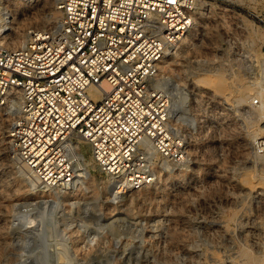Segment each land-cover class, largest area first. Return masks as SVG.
<instances>
[{"label": "rangeland", "instance_id": "1", "mask_svg": "<svg viewBox=\"0 0 264 264\" xmlns=\"http://www.w3.org/2000/svg\"><path fill=\"white\" fill-rule=\"evenodd\" d=\"M32 2L26 0L21 10L26 12ZM51 3L55 6L54 0ZM197 5L195 32L184 38L178 52L166 58L163 73L172 80L179 97L188 95L190 107L189 81L204 72L228 82L222 79L223 84L214 87L217 93L226 92L229 104L239 85L254 96L256 90L245 85L263 69L264 0H203ZM49 20L52 17L44 15L41 21H31L24 32L53 22ZM227 31L238 37L236 43L225 42ZM200 95L203 99L206 93ZM248 102L241 106L251 108ZM216 104L221 115L213 123L200 128L196 120L188 122L196 127L181 125L190 151L184 163L163 164L155 155L149 162L150 183L116 193L110 188L111 178L99 170L89 145L80 138L74 140L72 159L74 173L80 175L59 188L41 186L25 166L10 158L8 128L2 122L0 233L4 239L0 241V264H250L253 255V262L262 264L264 194L239 185L241 179L246 178L248 185L258 178L249 143L252 135L246 132L241 109L222 110V105ZM9 111L2 115L3 121L13 116ZM183 114L185 117L184 108ZM262 181L259 184L264 188ZM16 214L23 217L15 219Z\"/></svg>", "mask_w": 264, "mask_h": 264}, {"label": "built area", "instance_id": "2", "mask_svg": "<svg viewBox=\"0 0 264 264\" xmlns=\"http://www.w3.org/2000/svg\"><path fill=\"white\" fill-rule=\"evenodd\" d=\"M18 1L0 0V103L20 102L7 131L14 162L41 186L71 184L72 142L80 138L111 190L124 192L153 180L145 141L169 165L189 158L181 125L196 126L174 98L179 91L157 75L166 76L161 61L192 28L197 0H55L56 21L29 27L23 43L6 45ZM225 35L228 45L236 43L231 31ZM191 97L199 128L221 115L206 96ZM249 103L263 111L251 152L264 154V89Z\"/></svg>", "mask_w": 264, "mask_h": 264}, {"label": "bare ground", "instance_id": "3", "mask_svg": "<svg viewBox=\"0 0 264 264\" xmlns=\"http://www.w3.org/2000/svg\"><path fill=\"white\" fill-rule=\"evenodd\" d=\"M200 1H203V0H197V4H199L200 3ZM54 2H55V0H54ZM25 3H26V0H22V1H18V2H16L15 4H14V10L8 15L9 17H10V19H9V23L11 24V28H12V30H11V32L9 33V36H8V38H7V40H6V45H19V44H21V43H23L24 41H25V39H26V31L24 32V30H25V28H26V25L29 23V22H31V21H41L43 18H44V15L45 16H50V17H52V21L54 22V21H56L58 18V14L60 13V11L57 9V7L56 6H52V3H51V0H33V2H32V5L30 6V8L26 11V12H23L22 10H21V7H23L24 5H25ZM29 3V2H28ZM30 5V4H29ZM26 6V5H25ZM198 8V5L196 6V9ZM25 11V10H24ZM50 21V20H49ZM52 21H50V22H52ZM52 22V23H53ZM198 22V20L195 18V12H194V16H193V26H192V28L190 29V31H189V33L187 34V35H190V33L193 31V32H195V25H196V23ZM201 29H203V28H201ZM203 32V31H202ZM186 35V36H187ZM185 36V37H186ZM204 36V35H203ZM262 36V35H261ZM204 38V37H203ZM183 40H184V38H183ZM182 40V41H183ZM199 41H201L202 43H203V40H202V38L201 37H199ZM208 41V40H207ZM206 41V42H207ZM167 57H170V56H167ZM167 57H165L162 61H161V63H160V65H159V73H162L163 72V69H165L166 68V65H165V60H166V58ZM261 65H263V69H262V72H261V74H260V76L258 77H254V78H252L250 81H247L246 83V85L245 86H247V88H253V89H255L256 90V94L255 95H259L260 93H261V91L264 89V60L262 61V63H261ZM215 68V67H214ZM209 70V69H208ZM213 70V69H212ZM209 72V71H208ZM216 72V71H215ZM214 72V73H215ZM213 73V72H212ZM218 73L216 72V74L215 75H217ZM238 75V74H237ZM236 75V76H237ZM222 76V75H221ZM224 76V75H223ZM222 76V77H223ZM221 77V78H222ZM244 78V77H243ZM157 79L158 80H160V81H163L164 82V84L165 85H167L168 87H170V84L169 83H171V81L169 80V78L167 77V76H165V77H163V78H161L160 77V74H158L157 75ZM223 79V78H222ZM222 79L220 80V79H216V78H213L212 76H210L209 77V75L207 74V73H199V74H197L195 77H192V79L189 81V83L191 84V90L189 91L190 92V95H192V92H193V95H194V98H197L198 99V101H199V99L201 98V95H200V92H204V93H206V99H210V101H214L213 103H220L222 106H220L221 107V109L222 110H233V111H240V109H241V112H240V114L242 115V117L243 118H245V120H246V132H248V133H250L252 136H251V138H250V140H249V143H250V146H251V140L253 139V137L254 136H256V134H258L259 132H261L262 130H263V122H262V118H263V111L260 109V107H256V106H252L249 102H248V100L249 99H246V97H253V96H249L250 94L247 92V91H245L244 90V88L242 87V85H239V86H241V87H237V93L233 96V98H232V100H233V103L232 104H229L226 100V96H225V93H223L222 92V94H224V95H222L220 92L219 93H217V88L216 87H214V84L216 85H221V84H223L222 83ZM224 80V79H223ZM232 80V79H231ZM239 80H241V79H239ZM225 81V80H224ZM243 81V80H242ZM226 82V81H225ZM229 82H230V80H229ZM233 82V81H232ZM239 82H241V81H239ZM226 83H228V82H226ZM240 84V83H239ZM171 89H172V92L174 93V91H175V86H174V84H172L171 83ZM243 85V86H244ZM223 87V86H222ZM226 87V86H225ZM230 87V86H229ZM226 88H228V87H226ZM226 88H222V89H226ZM234 88H236V87H234ZM226 90H228V89H226ZM248 90V89H247ZM254 90V91H255ZM221 91V90H220ZM254 94V93H253ZM231 95V94H230ZM228 97V96H227ZM174 98L175 99H177L176 101L184 108V111H185V113H186V115H185V119L190 123V122H192V121H194V117H193V115L191 114V112H190V101H189V97H188V95L186 94V93H184V94H182L180 97L178 96V97H175V95H174ZM202 99V98H201ZM230 99V98H229ZM219 100H220V102H219ZM197 101V103L198 104H200V102H198ZM248 102V105L249 106H251V108H249L248 106H241L242 105V103L243 102ZM3 105V106H0V124H2V122L4 123V127L5 128H8L9 127V124H10V122H11V120L13 119V117L14 116H16L18 113H19V111H20V102H19V100L17 99L16 101H12V102H10V104H7V103H5V100L2 102V103H0V105ZM225 106H224V105ZM246 104V103H245ZM245 104H243V105H245ZM2 107H4V108H7V109H5V111L3 112V110H1L2 109ZM9 111V110H11L12 112H14L13 113V116H11L9 119H6L5 121H3L2 119V115H4L5 114V112H7V111ZM10 112V111H9ZM238 117H239V114H238ZM238 119V118H237ZM10 120V121H9ZM186 121V122H187ZM242 121V120H241ZM240 121V122H241ZM242 122H245V121H242ZM243 124V123H242ZM245 125V124H244ZM249 134V135H250ZM7 137V136H6ZM248 138V137H247ZM245 139V138H244ZM242 141H244V140H242ZM245 144V143H244ZM72 145H73V149L75 148V144H74V141L72 142ZM245 146V145H244ZM143 148L146 150V152L148 153V160H149V162L151 161V158L152 157H154L155 155H157L156 154V151H155V149H154V147L152 146V144L150 143V142H148V141H145L144 143H143ZM245 150V149H244ZM253 156L255 157H253L254 158V162H255V165L257 166V168H258V170H259V174H258V178H257V181L256 182H254L253 183V181H252V183L251 184H248V185H246L244 182L247 180L246 178V180L245 179H241V177H240V179H241V181H240V183H239V185H240V187L244 190V189H248L249 191H253L254 193H257V194H260V195H262V194H264L263 192H264V188L262 187V185L261 184H259V181L260 180H263L262 182H264V154H258V153H253ZM246 157V156H245ZM8 161V160H7ZM10 161V160H9ZM162 162H163V164H165V161L164 160H162ZM150 164V163H149ZM163 166H165V165H163ZM2 168V167H1ZM2 171V170H1ZM0 171V172H1ZM254 173V172H253ZM247 174H249V173H247ZM2 175V174H1ZM76 175H80V173H74V177L76 176ZM3 176V175H2ZM249 176V175H248ZM250 181V180H249ZM248 182V181H247ZM111 183V182H110ZM244 183V184H243ZM181 188V187H180ZM183 189V188H182ZM181 189V190H182ZM185 190V189H184ZM241 190V189H240ZM242 190V191H243ZM118 190H115V193L117 192ZM254 195V194H253ZM264 196V195H263ZM96 197V196H95ZM21 198V197H20ZM185 198V197H184ZM261 198H263V197H261ZM170 199V198H169ZM175 201V200H174ZM263 203V202H262ZM169 204V203H168ZM242 204V203H241ZM171 205V204H170ZM241 206V205H240ZM243 206V205H242ZM244 206H245V204H244ZM243 206V207H244ZM264 206V205H263ZM262 206V207H263ZM239 208V207H238ZM263 209V208H262ZM232 210V209H231ZM245 210V209H244ZM99 211V210H98ZM172 211V210H171ZM176 211V210H175ZM241 211V210H240ZM233 212H235V210H233ZM93 213H95V214H97V211L96 210H94L93 211ZM172 213V212H171ZM236 213V212H235ZM170 214V213H169ZM173 214V213H172ZM175 214V213H174ZM217 215H219V214H217ZM98 216V215H97ZM170 216V215H169ZM177 216V215H176ZM229 216V215H228ZM233 215L231 214V216L230 217H232ZM23 217V214H16V216H15V219H21ZM174 217H175V215H174ZM227 217V216H226ZM241 217V216H240ZM252 217V216H251ZM169 218V217H168ZM217 218V217H216ZM219 218V217H218ZM217 218V219H218ZM228 219H230L229 217H227ZM233 218V217H232ZM170 219V218H169ZM172 219V218H171ZM181 219V218H180ZM187 219V218H186ZM212 219V218H211ZM227 219V220H228ZM246 218H244V220H245ZM250 219V218H249ZM261 219H264V218H261ZM210 220V219H209ZM232 220V219H231ZM170 221V220H169ZM212 221V220H211ZM233 221V220H232ZM246 221V220H245ZM213 222V221H212ZM226 222V221H225ZM225 222H223V223H225ZM238 222V221H237ZM173 223V222H172ZM187 223V222H186ZM220 223V222H219ZM232 223V222H231ZM230 223V224H231ZM245 223V222H244ZM252 223V222H251ZM181 224V223H180ZM204 224V223H203ZM233 224H234V222H233ZM248 224V223H247ZM255 224V223H254ZM264 224V223H263ZM187 225V224H186ZM235 225H237V224H235ZM242 225H244V224H242ZM253 225V224H252ZM260 225V224H259ZM183 226H185V225H183ZM191 226V225H190ZM205 226V225H204ZM218 226H219V224H218ZM221 226H224V225H221ZM245 226V225H244ZM254 226V225H253ZM253 226H250L252 229L255 227H253ZM178 227V226H177ZM181 227H182V225H181ZM241 227H243V226H241ZM172 228V227H171ZM209 228H210V226H209ZM218 228V227H217ZM220 228V227H219ZM245 228V227H244ZM243 228V229H244ZM247 228V227H246ZM258 228V227H257ZM262 228V227H261ZM210 229H212V228H210ZM259 229H260V227H259ZM186 230V229H185ZM214 230V229H213ZM222 230V229H221ZM235 230V229H234ZM241 230V229H240ZM248 230H249V228H248ZM227 231V230H226ZM250 231H252V230H250ZM260 231H262V230H259V232L258 233H260ZM166 232V231H165ZM218 232H219V230H218ZM233 232H235V231H233ZM247 232V231H246ZM245 233V232H244ZM251 233V232H250ZM256 233V232H255ZM258 233H256V234H258ZM263 233V232H262ZM189 234V233H188ZM222 234V233H221ZM228 234V233H227ZM164 235H165V233H164ZM205 235V234H204ZM224 235V234H223ZM246 235H247V233H246ZM169 236V235H168ZM218 236V235H217ZM235 236V235H234ZM250 236H252V234L250 235ZM255 236V235H254ZM257 236H259V235H257ZM181 237V236H180ZM209 237V236H208ZM212 237V236H211ZM225 237V236H224ZM217 238V237H216ZM215 238V239H216ZM219 238V237H218ZM228 238H230V237H228ZM245 238V237H244ZM255 238V237H254ZM254 238H252L253 240H254ZM3 236L1 235V233H0V241H3ZM247 239V238H246ZM164 240H165V238H164ZM213 240V239H212ZM218 240V239H217ZM226 240H228L227 239V236H226ZM230 240V239H229ZM174 241H176L175 239H174ZM219 241V240H218ZM221 241V240H220ZM231 241V240H230ZM246 241V240H245ZM255 241V240H254ZM222 243H223V240L221 241ZM228 242V241H227ZM226 242V243H227ZM232 242V241H231ZM251 242V241H250ZM229 243V242H228ZM246 243V242H245ZM255 243V242H254ZM261 243V242H260ZM219 244V243H218ZM237 244H238V242H237ZM250 244V243H249ZM252 244V243H251ZM233 245H234V243H233ZM242 245V244H241ZM254 245V244H253ZM261 245V244H260ZM235 246V245H234ZM240 247V246H239ZM256 248V247H255ZM168 249V248H167ZM238 249V248H237ZM247 249V248H246ZM248 250V249H247ZM257 250H259V249H257ZM256 250V251H257ZM238 251H240V250H238ZM243 251V250H242ZM244 252V251H243ZM249 252V251H248ZM258 252V251H257ZM233 253H234V251H233ZM236 253V252H235ZM242 253V252H241ZM245 254L247 253V252H244ZM259 253H261V252H259ZM156 254H157V252H156ZM262 254V253H261ZM167 255V254H166ZM206 255V254H205ZM235 255V254H234ZM233 255V256H234ZM251 255V254H250ZM263 255H264V253H263ZM143 257V255H141V253H140V257ZM229 256V255H228ZM232 256V257H233ZM240 256V255H239ZM242 256V255H241ZM247 256V255H246ZM256 256H258L257 254H256ZM150 257H151V255H150ZM166 257V256H165ZM164 257V258H165ZM206 258H207V256H205ZM231 257V258H232ZM237 257V256H236ZM252 257V256H251ZM250 256H248V258H251ZM259 257V256H258ZM154 258V257H153ZM215 258H216V256H215ZM253 258H254V255H253ZM253 258H252V264L253 263H256V262H253ZM257 258V257H256ZM149 259V258H148ZM208 259V258H207ZM240 259V258H239ZM238 259V260H239ZM261 259V263L262 264H264V256L263 257H261L260 258ZM141 260V259H140ZM145 260H146V258H145ZM190 260V259H189ZM211 260V259H210ZM244 260V259H243ZM246 260V259H245ZM248 260V259H247ZM147 261V260H146ZM215 261V260H214ZM213 261V262H214ZM217 261V260H216ZM256 261V260H255ZM258 262L260 261L259 259L257 260ZM143 262V261H142ZM212 262V263H213ZM235 262H237L236 260H235ZM239 262V261H238ZM191 263H192V261H191ZM206 263V262H205ZM250 263V264H251ZM213 264H215V263H213ZM233 264V263H232ZM238 264H240V263H238ZM248 264V263H247ZM256 264H258V263H256ZM259 264H260V262H259Z\"/></svg>", "mask_w": 264, "mask_h": 264}]
</instances>
